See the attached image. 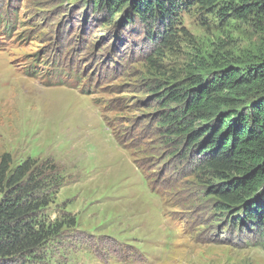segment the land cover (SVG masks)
I'll return each instance as SVG.
<instances>
[{
  "label": "rangeland",
  "instance_id": "obj_1",
  "mask_svg": "<svg viewBox=\"0 0 264 264\" xmlns=\"http://www.w3.org/2000/svg\"><path fill=\"white\" fill-rule=\"evenodd\" d=\"M91 1L0 0V157L49 174L42 215L64 223L5 264H264V226L216 209L223 183L182 153L199 124L175 137L156 102L263 59L264 19L182 0L163 44L162 15L126 22L129 5L109 14Z\"/></svg>",
  "mask_w": 264,
  "mask_h": 264
},
{
  "label": "trees",
  "instance_id": "obj_2",
  "mask_svg": "<svg viewBox=\"0 0 264 264\" xmlns=\"http://www.w3.org/2000/svg\"><path fill=\"white\" fill-rule=\"evenodd\" d=\"M180 1L93 0L91 3L93 8H104L109 14L115 10L121 13L129 5L130 19L127 17L126 22L136 17L147 26L162 15L164 26H169L170 20V28H166L163 36V44H166L171 42L175 32L172 17L179 4H184ZM196 1L202 10L220 5L218 11L225 12L219 13L220 19L228 14L235 19H245L249 15L264 19V0L256 4L245 0L238 3ZM148 62L155 67L154 61L148 59ZM192 84L180 96L170 91L165 93L167 101L162 100L164 97L156 100L165 112L158 128H171L175 137L181 136L183 129L189 127L188 121L194 119L199 126L182 133L186 143L192 141L182 153L188 155L187 158L198 156L197 163L223 183L214 191L219 200L216 209L228 215L242 210L241 221L263 228L264 58L244 69L226 64L216 74L208 73L206 80L197 77ZM171 101L180 107L167 114ZM181 123L185 125L181 126ZM49 181V174L47 176L46 171L34 167L30 160L12 169L9 155L0 157V264L33 255L62 228L64 223H51L42 215L50 202ZM255 195L256 201H252Z\"/></svg>",
  "mask_w": 264,
  "mask_h": 264
}]
</instances>
